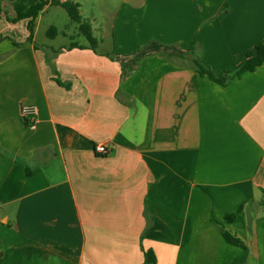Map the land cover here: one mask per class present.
<instances>
[{
  "label": "crops",
  "instance_id": "1",
  "mask_svg": "<svg viewBox=\"0 0 264 264\" xmlns=\"http://www.w3.org/2000/svg\"><path fill=\"white\" fill-rule=\"evenodd\" d=\"M73 1L112 10L95 50L4 2L0 264H264V63L222 84L192 58L233 72L264 0Z\"/></svg>",
  "mask_w": 264,
  "mask_h": 264
},
{
  "label": "trees",
  "instance_id": "2",
  "mask_svg": "<svg viewBox=\"0 0 264 264\" xmlns=\"http://www.w3.org/2000/svg\"><path fill=\"white\" fill-rule=\"evenodd\" d=\"M4 2L9 3L14 11L13 16H5L8 21L16 22L21 19H27V28L30 31L29 37L31 38L34 32L36 25V19L39 16L40 12L48 4L50 5H60L68 13L70 19L77 23L79 32L85 36L89 41L91 47L95 50L98 40L93 35L90 23L85 20L79 10V3L73 0H0V18L3 16L4 11ZM58 31L55 26L51 25L46 30V35L49 38H54L57 35ZM29 38V39H30ZM77 44L73 42L69 48L75 47ZM192 46L189 48V52H192ZM193 62L195 64V69L202 75H207L210 79L219 82L227 83L234 76H240L246 71H252L257 66L264 63V43H259L255 46L254 50H250L246 54L245 60L237 66V68L228 74H223L213 70L200 56L192 54ZM232 217V216H231ZM224 237L228 242L239 244L240 240L235 235L228 231L223 232ZM151 257L147 253L146 258Z\"/></svg>",
  "mask_w": 264,
  "mask_h": 264
},
{
  "label": "rangeland",
  "instance_id": "3",
  "mask_svg": "<svg viewBox=\"0 0 264 264\" xmlns=\"http://www.w3.org/2000/svg\"><path fill=\"white\" fill-rule=\"evenodd\" d=\"M84 12V19L87 20L85 17L91 18L92 14L96 16L95 18V27L98 28V31L107 30L109 29L110 17L112 14V10L106 8L104 12V8H101V3L99 1H94L90 7V9L85 6L83 8ZM92 19V18H91ZM92 21V20H91ZM94 22V21H93ZM56 26L60 33L54 41L56 43H68L70 41H77V42H86L88 41L83 34L79 32L77 27V23L72 21L67 13V11L62 6L51 5L49 6L48 10L42 15L41 19L37 23V41L38 42H45L49 40L46 37V30L51 26ZM66 31L67 33L74 34V37L69 38L68 36L64 35L62 32ZM97 36L100 38L102 34L96 33ZM103 47V46H100Z\"/></svg>",
  "mask_w": 264,
  "mask_h": 264
},
{
  "label": "built area",
  "instance_id": "4",
  "mask_svg": "<svg viewBox=\"0 0 264 264\" xmlns=\"http://www.w3.org/2000/svg\"><path fill=\"white\" fill-rule=\"evenodd\" d=\"M22 114L29 120V124L34 126V114L35 110L32 107L24 106L21 109ZM94 152L101 155H106L109 151L105 144L97 143L94 145Z\"/></svg>",
  "mask_w": 264,
  "mask_h": 264
}]
</instances>
